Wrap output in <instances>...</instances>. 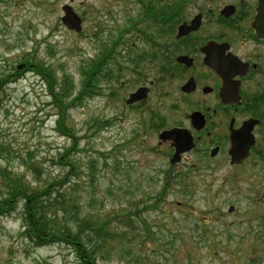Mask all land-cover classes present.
I'll list each match as a JSON object with an SVG mask.
<instances>
[{"label": "rangeland", "instance_id": "1", "mask_svg": "<svg viewBox=\"0 0 264 264\" xmlns=\"http://www.w3.org/2000/svg\"><path fill=\"white\" fill-rule=\"evenodd\" d=\"M65 4L86 17L80 34L63 25ZM117 5L115 0H0V75L14 72L25 60L44 61L59 79L69 75L77 93L80 67L127 26L118 21ZM101 8L112 17L96 13ZM123 56L118 62L125 61ZM116 80L102 83L98 94L61 114L41 78L25 72L0 92V164L33 184L42 183L65 176L69 168L57 163L68 152L78 169L60 188L69 210L76 204L91 214L89 221L98 216L111 220L114 239L102 241L99 264H264L260 185L250 195L239 181L211 185L197 173L183 179L180 165L171 169L158 150L157 135L144 132L147 115L124 110L122 97L137 86ZM61 115L73 132L59 130ZM231 205L235 213H229ZM57 212L59 220L58 206ZM23 221L21 212L0 217V264H79L67 242L30 245L21 234Z\"/></svg>", "mask_w": 264, "mask_h": 264}, {"label": "flooded vegetation", "instance_id": "2", "mask_svg": "<svg viewBox=\"0 0 264 264\" xmlns=\"http://www.w3.org/2000/svg\"><path fill=\"white\" fill-rule=\"evenodd\" d=\"M115 1L127 26L98 46L87 70L117 69L121 86H137L122 97L124 110L147 115L144 132L157 135L158 150L171 169L180 165L183 179L197 173L211 185L239 181L250 195L259 184L264 201V0ZM104 9L96 13L112 17ZM140 88L146 98L129 104ZM173 129L188 132L193 145L177 163L175 143L160 138Z\"/></svg>", "mask_w": 264, "mask_h": 264}, {"label": "trees", "instance_id": "3", "mask_svg": "<svg viewBox=\"0 0 264 264\" xmlns=\"http://www.w3.org/2000/svg\"><path fill=\"white\" fill-rule=\"evenodd\" d=\"M112 59L110 53L107 60ZM101 60V59H100ZM26 69L40 75L48 85L49 91L54 98V105L62 114L65 109L76 103H81L85 98L98 94L100 81L106 76L111 79L114 71H102L92 67L86 72L87 80L82 83L81 90L72 98L75 91L73 79L65 75L59 79L55 72L46 67L44 63L25 61ZM22 73L17 70L15 75H0V91L4 85L13 78L20 77ZM70 105V106H69ZM65 115H61L58 122L59 130L63 133L73 132L65 126L63 120ZM66 127V128H65ZM65 132V133H64ZM73 161V162H72ZM75 160L68 152L61 154L58 158V165L69 168L63 177L52 180L36 182L26 180V175L17 173L8 165L0 164V217L9 216L15 212H21L24 217L22 224V236L34 247H43L54 243H68L74 249L79 264H99L98 259L102 257L101 243L110 241L113 238L111 220L109 216H98L96 221L90 220L91 214L83 213L82 207L72 204V212L69 210L65 193H61L60 188L70 183L73 177L77 176V166ZM31 166V165H30ZM28 167V166H27ZM38 167H34L36 170ZM30 171V170H29ZM90 178V176H89ZM77 186L74 183L73 187ZM60 193V194H59ZM62 194V195H61ZM57 195V197H56ZM70 201L74 203V198L70 196ZM62 211V217L56 220L58 212L56 207ZM154 206V208H156ZM142 214V211H138ZM87 244V247H85Z\"/></svg>", "mask_w": 264, "mask_h": 264}, {"label": "water", "instance_id": "4", "mask_svg": "<svg viewBox=\"0 0 264 264\" xmlns=\"http://www.w3.org/2000/svg\"><path fill=\"white\" fill-rule=\"evenodd\" d=\"M65 16L63 17V23L70 29L80 32L82 29V21L78 15L73 11L70 6L64 7ZM148 93L147 88H140L136 93L130 96L128 103H134L138 100L146 98ZM162 140L174 141L176 147V153L172 160V163H176L180 160V155L191 149L192 139L189 137L188 132H183L181 130L173 129L171 131L163 132L160 135ZM236 139V138H235ZM237 142H234V148L238 147ZM235 157V156H234Z\"/></svg>", "mask_w": 264, "mask_h": 264}]
</instances>
